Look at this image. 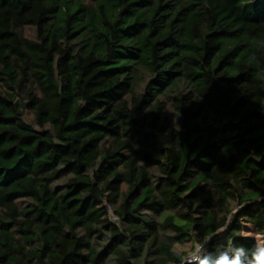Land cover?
<instances>
[{
  "label": "trees",
  "instance_id": "obj_1",
  "mask_svg": "<svg viewBox=\"0 0 264 264\" xmlns=\"http://www.w3.org/2000/svg\"><path fill=\"white\" fill-rule=\"evenodd\" d=\"M263 234L264 0H0V264Z\"/></svg>",
  "mask_w": 264,
  "mask_h": 264
},
{
  "label": "clouds",
  "instance_id": "obj_2",
  "mask_svg": "<svg viewBox=\"0 0 264 264\" xmlns=\"http://www.w3.org/2000/svg\"><path fill=\"white\" fill-rule=\"evenodd\" d=\"M184 264H264V242H257L251 249L233 244L215 253L197 242L185 257Z\"/></svg>",
  "mask_w": 264,
  "mask_h": 264
},
{
  "label": "rangeland",
  "instance_id": "obj_3",
  "mask_svg": "<svg viewBox=\"0 0 264 264\" xmlns=\"http://www.w3.org/2000/svg\"><path fill=\"white\" fill-rule=\"evenodd\" d=\"M253 235V234H250ZM258 242H264V234L263 235H256L255 236ZM187 249H189V246H186Z\"/></svg>",
  "mask_w": 264,
  "mask_h": 264
}]
</instances>
